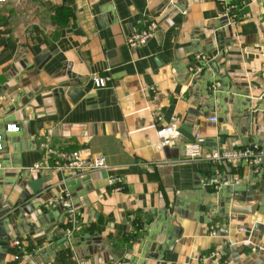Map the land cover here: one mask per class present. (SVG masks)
<instances>
[{
  "label": "crops",
  "instance_id": "0c3cea01",
  "mask_svg": "<svg viewBox=\"0 0 264 264\" xmlns=\"http://www.w3.org/2000/svg\"><path fill=\"white\" fill-rule=\"evenodd\" d=\"M226 1L246 16L228 20L216 0L0 3V264H264V164L207 159L212 147L264 148V0ZM148 21L154 35L128 47ZM173 118L206 138L202 157L184 158L181 134L157 143ZM45 141L108 167L30 169ZM115 174L122 192L106 182ZM63 190L83 221L73 235L49 203Z\"/></svg>",
  "mask_w": 264,
  "mask_h": 264
},
{
  "label": "built area",
  "instance_id": "2783aa9c",
  "mask_svg": "<svg viewBox=\"0 0 264 264\" xmlns=\"http://www.w3.org/2000/svg\"><path fill=\"white\" fill-rule=\"evenodd\" d=\"M7 0H0V3ZM219 4L223 14L228 20H237L238 18L245 17V13H241L238 4L227 2L226 0H216ZM156 25L153 21L146 22L140 28H133L132 31L126 36V44L128 47H137L145 44L155 33ZM199 58L205 59L203 54L198 55ZM96 87L104 86L105 81L101 77H93ZM177 118L163 126L156 129L157 143L160 146L170 144L176 135L180 134L177 130ZM210 121H217L215 116L210 117ZM12 128L18 129L17 126ZM192 139L184 143V158L198 159L204 154V145L206 138L199 132L192 134ZM44 157L33 164L30 169L40 171L62 170V171H76L79 177L87 175L100 177V171L108 167L106 158L103 154L86 156L82 155L79 150H65L42 142L40 144ZM1 137H0V149ZM207 159L214 165L218 166L222 163L236 166L241 162L247 164H264V148L257 143H250L240 147L233 148H211L207 152ZM1 168V164H0ZM99 175V176H98ZM107 184L111 187L113 192H122L125 189V181L119 174L110 175L106 179ZM49 203H60L64 212V226L63 231L66 235H73L78 233L83 227V221L80 213L74 205L71 197L64 190L57 194ZM215 234V231H212ZM20 245L19 240L14 242ZM222 254V249H214L210 252L209 256L219 257Z\"/></svg>",
  "mask_w": 264,
  "mask_h": 264
},
{
  "label": "water",
  "instance_id": "95a60500",
  "mask_svg": "<svg viewBox=\"0 0 264 264\" xmlns=\"http://www.w3.org/2000/svg\"><path fill=\"white\" fill-rule=\"evenodd\" d=\"M83 92H79V94L81 95ZM217 93V92H216ZM215 93V94H216ZM220 122L224 123L225 121L220 119L219 120ZM178 132L186 139V140H191L192 139V134H191V130L189 128H185L184 126L180 127L177 129ZM219 143H223L224 141V137L225 136H231L232 134L229 132V130H227L225 127L223 126H220L219 127ZM184 143L185 141L182 142L183 144V147H184ZM212 148H215V147H212ZM220 148H224V147H221ZM211 149V148H210ZM209 149V150H210ZM46 178L44 177H39L37 175V178L36 179H33V180H30V182L28 183V186L35 192L37 191V189L40 187L41 183L45 181ZM256 207V204L254 205V207H249V208H243L242 206H240L239 204H235V205H232L231 206V209L232 211L234 212H247V213H251L253 212V210L255 209ZM223 247V252H226V253H229L230 249L232 246H222Z\"/></svg>",
  "mask_w": 264,
  "mask_h": 264
}]
</instances>
